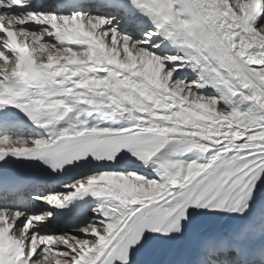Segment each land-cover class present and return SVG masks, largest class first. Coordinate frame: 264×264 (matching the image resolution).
I'll return each instance as SVG.
<instances>
[{
	"label": "snow or ice",
	"instance_id": "6c2138e0",
	"mask_svg": "<svg viewBox=\"0 0 264 264\" xmlns=\"http://www.w3.org/2000/svg\"><path fill=\"white\" fill-rule=\"evenodd\" d=\"M0 264H264V0H0Z\"/></svg>",
	"mask_w": 264,
	"mask_h": 264
}]
</instances>
